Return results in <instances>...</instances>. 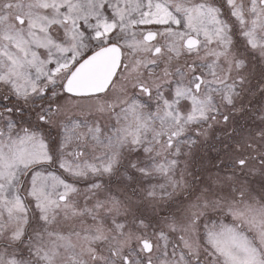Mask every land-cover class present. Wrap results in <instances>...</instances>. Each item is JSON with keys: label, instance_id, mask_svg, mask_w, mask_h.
<instances>
[{"label": "snow or ice", "instance_id": "snow-or-ice-1", "mask_svg": "<svg viewBox=\"0 0 264 264\" xmlns=\"http://www.w3.org/2000/svg\"><path fill=\"white\" fill-rule=\"evenodd\" d=\"M0 264H264V0H0Z\"/></svg>", "mask_w": 264, "mask_h": 264}]
</instances>
